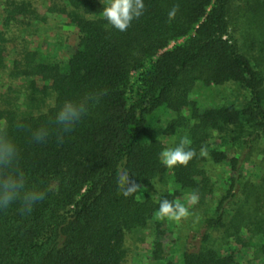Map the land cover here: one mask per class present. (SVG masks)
Masks as SVG:
<instances>
[{"label": "trees", "instance_id": "1", "mask_svg": "<svg viewBox=\"0 0 264 264\" xmlns=\"http://www.w3.org/2000/svg\"><path fill=\"white\" fill-rule=\"evenodd\" d=\"M143 2L122 33L109 0H0V127L26 187L47 190L30 214L0 210V264H127L141 246L154 264H264V0ZM229 86L224 103L196 97ZM98 92L62 132L60 107ZM182 137L196 156L168 168ZM164 198L188 217L161 218Z\"/></svg>", "mask_w": 264, "mask_h": 264}, {"label": "clouds", "instance_id": "2", "mask_svg": "<svg viewBox=\"0 0 264 264\" xmlns=\"http://www.w3.org/2000/svg\"><path fill=\"white\" fill-rule=\"evenodd\" d=\"M179 5H173L168 12L169 22L176 18ZM143 0H109L103 9V17L107 22L120 32H127L134 20L144 14ZM104 92L87 94L79 102L66 101L56 112L55 123L60 126L62 132H70L82 117L88 112L90 103H98ZM49 135L47 128L36 129L32 133L37 142H44ZM62 140V136L57 137ZM190 140L182 137L174 148H167L160 153V160L168 168L177 166L187 167L196 156L195 149L189 148ZM201 156L207 155L204 148L200 150ZM19 150L10 137L7 126L0 127V210L8 209L13 203L19 201L21 213H31L34 205L43 201L47 190L29 189L26 187L27 179L23 170L18 167ZM117 184L122 195L128 197L136 192L140 185L131 178L129 172L121 168L117 174ZM197 195L193 194L191 203L197 202ZM159 216L179 221L187 218L188 208L180 203H174L167 198L160 200Z\"/></svg>", "mask_w": 264, "mask_h": 264}, {"label": "rangeland", "instance_id": "3", "mask_svg": "<svg viewBox=\"0 0 264 264\" xmlns=\"http://www.w3.org/2000/svg\"><path fill=\"white\" fill-rule=\"evenodd\" d=\"M69 29V28H68ZM71 37H70V50H68V52L70 51V53L73 51L74 47L77 44V33L75 30L71 29ZM183 42V40L179 41V43ZM174 45H176L175 43H173L168 49H171L174 47ZM229 94H234V95H240V93L238 92L237 87L235 86H229V87H220V88H215L213 89L212 93H209L207 95H205L204 97H198L204 104L207 105H214L217 103H224V100L222 99L224 96H228ZM191 204V203H189ZM172 221V220H171ZM146 246H141L138 249H136L133 253V256L130 258L129 262L127 264H154L152 262H150L148 260V257L146 256ZM172 255L177 258V250L173 249L170 250ZM173 258V257H172Z\"/></svg>", "mask_w": 264, "mask_h": 264}]
</instances>
